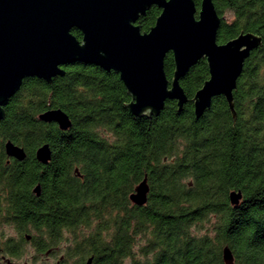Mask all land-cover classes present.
Wrapping results in <instances>:
<instances>
[{
	"label": "trees",
	"instance_id": "16d2710c",
	"mask_svg": "<svg viewBox=\"0 0 264 264\" xmlns=\"http://www.w3.org/2000/svg\"><path fill=\"white\" fill-rule=\"evenodd\" d=\"M214 4L220 45L243 32L262 38L234 92L236 118L217 97L197 120L192 101L210 79L206 59L181 81L189 100L183 112L167 101L160 116L135 117L120 77L83 63L65 67L52 84L26 79L10 100L0 121V193L6 210L24 213L32 209L31 188L43 187L40 252L59 249L64 264L92 257L93 264H225L228 246L235 264H264V0ZM160 15L149 10L142 32ZM73 35L82 41L80 31ZM174 72L171 53L170 83ZM51 109L63 110L72 128L41 122ZM9 141L25 150L24 162L6 155ZM44 145L52 151L47 166L36 159ZM145 178L148 202L139 207L130 197ZM233 192L243 196L237 207Z\"/></svg>",
	"mask_w": 264,
	"mask_h": 264
},
{
	"label": "water",
	"instance_id": "95a60500",
	"mask_svg": "<svg viewBox=\"0 0 264 264\" xmlns=\"http://www.w3.org/2000/svg\"><path fill=\"white\" fill-rule=\"evenodd\" d=\"M153 7L161 10L155 26L142 32L141 18ZM222 19L214 0H0V121L5 108L21 90L26 79L37 78L52 84L65 75V67L83 63L114 72L131 97L128 108L135 117H158L167 101H176L180 112L188 103L181 81L201 60L206 59L210 79L194 99L197 120L224 97L236 118L234 92L246 61L262 46V38L241 33L220 45L217 40ZM82 33L79 41L73 31ZM173 54L175 72L170 83L165 59ZM61 131L72 128L70 117L61 109L39 116ZM6 155L24 162V149L11 141ZM37 161L47 166L52 159L49 145L36 152ZM40 196L41 187L34 189ZM150 188L147 178L130 200L143 207ZM241 192L230 194L233 206L240 205ZM225 264H235L232 250L223 248ZM90 258L86 264H93Z\"/></svg>",
	"mask_w": 264,
	"mask_h": 264
},
{
	"label": "flooded vegetation",
	"instance_id": "af4514ba",
	"mask_svg": "<svg viewBox=\"0 0 264 264\" xmlns=\"http://www.w3.org/2000/svg\"><path fill=\"white\" fill-rule=\"evenodd\" d=\"M37 186L41 187L35 185L29 192V196L32 197L29 201L32 209L24 213L16 206L6 210L3 193H0V264H36L33 259L27 257L31 253L37 255L36 260L40 259L39 264H64V257L61 256L59 249L48 253L39 251L35 226L43 214L37 211L38 203L41 202H37L36 199L44 195V189L41 187L40 196H37L34 192Z\"/></svg>",
	"mask_w": 264,
	"mask_h": 264
},
{
	"label": "rangeland",
	"instance_id": "374dc122",
	"mask_svg": "<svg viewBox=\"0 0 264 264\" xmlns=\"http://www.w3.org/2000/svg\"><path fill=\"white\" fill-rule=\"evenodd\" d=\"M35 256H37L35 253H31V254L27 255L28 258L33 259V262H35L36 264H39L40 259L36 260L37 258H35ZM39 258H41V257H39Z\"/></svg>",
	"mask_w": 264,
	"mask_h": 264
}]
</instances>
